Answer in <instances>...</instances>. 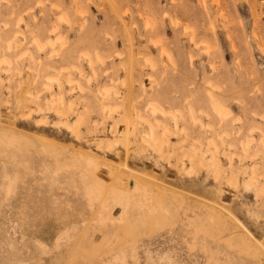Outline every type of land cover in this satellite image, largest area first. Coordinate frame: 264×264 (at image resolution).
Returning <instances> with one entry per match:
<instances>
[{"label":"rangeland","instance_id":"1","mask_svg":"<svg viewBox=\"0 0 264 264\" xmlns=\"http://www.w3.org/2000/svg\"><path fill=\"white\" fill-rule=\"evenodd\" d=\"M0 264H264V0H0Z\"/></svg>","mask_w":264,"mask_h":264},{"label":"bare ground","instance_id":"2","mask_svg":"<svg viewBox=\"0 0 264 264\" xmlns=\"http://www.w3.org/2000/svg\"><path fill=\"white\" fill-rule=\"evenodd\" d=\"M219 110V109H218ZM60 113V112H59ZM146 181V180H145ZM132 183V182H131ZM133 184V186H134V188L135 189H140L141 188V184H139V181L134 177V182L132 183ZM149 183H147V185H148ZM153 185V184H152ZM144 189H146V188H144ZM136 192V191H135ZM152 192V191H151ZM154 192V191H153ZM156 193V192H155ZM158 193V192H157ZM101 194V193H100ZM104 195V194H103ZM124 195V194H123ZM158 195V194H157ZM163 195V194H162ZM101 196V195H100ZM120 196V195H119ZM116 197H118V196H116ZM124 197V196H123ZM140 197V196H139ZM162 197V196H161ZM102 198H103V196H102ZM144 198V197H143ZM124 200V199H123ZM127 200H129V199H127ZM127 200H125V201H127ZM130 201V200H129ZM126 204V203H125ZM151 208V207H150ZM165 208V207H164ZM154 209V208H153ZM151 211V210H150ZM147 213H149V212H147Z\"/></svg>","mask_w":264,"mask_h":264}]
</instances>
